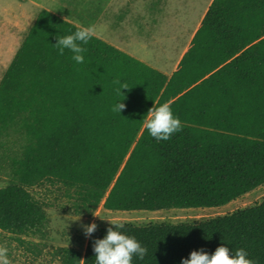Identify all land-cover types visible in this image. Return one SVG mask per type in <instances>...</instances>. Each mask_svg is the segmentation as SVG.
Returning a JSON list of instances; mask_svg holds the SVG:
<instances>
[{
    "label": "trees",
    "instance_id": "16d2710c",
    "mask_svg": "<svg viewBox=\"0 0 264 264\" xmlns=\"http://www.w3.org/2000/svg\"><path fill=\"white\" fill-rule=\"evenodd\" d=\"M79 27L42 8L0 78V230L37 233L47 201L31 187L59 183L70 208L109 210L219 206L264 183V0H212L176 65L162 70L96 36L84 63L57 37ZM129 89L117 95L113 81ZM118 102L126 105L113 112ZM169 103L181 131L157 141L144 127L150 108ZM123 234L147 248L132 264H181L193 250L245 249L264 264V199L201 221L135 224ZM57 246L59 264H95ZM20 242H26L21 238ZM83 260V261H82Z\"/></svg>",
    "mask_w": 264,
    "mask_h": 264
},
{
    "label": "rangeland",
    "instance_id": "374dc122",
    "mask_svg": "<svg viewBox=\"0 0 264 264\" xmlns=\"http://www.w3.org/2000/svg\"><path fill=\"white\" fill-rule=\"evenodd\" d=\"M137 1V7L132 10L134 13L151 14L148 22L145 21L147 15L136 19L139 24H141V20L149 24V29L143 31L149 38L143 37L142 39L147 43V47L141 45L139 48L148 51L157 62H162L166 57L167 49L171 47V43L175 41L177 33H179L178 27L184 25L183 17L190 18L192 21L193 11H187L189 7L184 8V5L172 7L165 0H158L152 6L150 0ZM173 1L171 0V2ZM180 1L175 0L181 4ZM127 7L122 10V14L129 12L130 9ZM121 27L123 28V26ZM112 30L117 29L113 26ZM1 51L3 54L0 55V78L8 65V60L4 58L7 51H10V47L3 49L0 46ZM8 181L7 171L0 168V186L5 185ZM31 192L39 199L48 202L46 206L48 220L41 231L28 235H14L0 230V245L8 247L11 264H59L58 259L51 252L57 246H70L83 252L88 237L85 235L84 226L92 223L97 226H105L110 225V222L135 224L193 222L233 212L263 200L264 183L219 206L169 207L158 210H109L99 204L91 215L74 213L70 208V199L65 195V187L59 183L35 185L31 187ZM19 238L26 242H20Z\"/></svg>",
    "mask_w": 264,
    "mask_h": 264
},
{
    "label": "crops",
    "instance_id": "0c3cea01",
    "mask_svg": "<svg viewBox=\"0 0 264 264\" xmlns=\"http://www.w3.org/2000/svg\"><path fill=\"white\" fill-rule=\"evenodd\" d=\"M165 1L172 7L188 6L187 11H193V16L192 21L183 17L184 25L178 27L179 33L167 49L165 59L157 62L148 51L139 48L141 45L147 47L142 39L149 38L143 33L144 29H149V24L141 20V25L136 19L147 15L145 21L148 22L151 14L134 13L132 10L137 7V0H0V46L3 49L10 47V51L4 52V59L9 64L37 13L45 8L81 27L94 26L97 36L170 75L212 0H181V4L175 0ZM157 2L158 0H150L151 6ZM126 7L130 9L129 12L122 14ZM113 26L117 30H112ZM2 54L1 51L0 55Z\"/></svg>",
    "mask_w": 264,
    "mask_h": 264
},
{
    "label": "clouds",
    "instance_id": "9594fccd",
    "mask_svg": "<svg viewBox=\"0 0 264 264\" xmlns=\"http://www.w3.org/2000/svg\"><path fill=\"white\" fill-rule=\"evenodd\" d=\"M97 36L94 26L79 27L73 34L57 37V43L54 47L58 50L59 55H63L65 49L69 50L72 59L77 64L84 63L83 53L87 50L83 45H87L93 37ZM117 95H122V89H129L126 83L121 84L117 78L113 81ZM126 108L122 102L112 106V111L120 113ZM144 127L151 137L157 141H167L172 135L182 130L183 125L180 119L174 116L171 106L165 102L158 107L148 110L147 119L144 121ZM100 217L98 215H95ZM101 218V217H100ZM102 219V218H101ZM107 234L103 239H96L93 244L95 253V264H132L133 257L137 256L143 260L147 254V248L134 238L123 234L120 229L125 227L123 222H110ZM85 235L91 236L98 228L97 224L92 223L84 226ZM9 249L7 246L0 245V264H11L8 256ZM248 252L243 249H237L234 254L227 246H219L213 254H208L203 249L193 250L190 258H182L181 264H257L253 259L248 258ZM83 261V260H82Z\"/></svg>",
    "mask_w": 264,
    "mask_h": 264
}]
</instances>
